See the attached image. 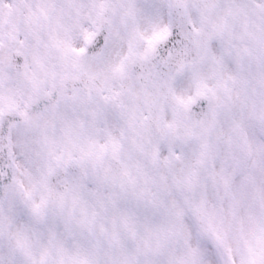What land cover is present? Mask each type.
Wrapping results in <instances>:
<instances>
[{
  "label": "snow or ice",
  "instance_id": "snow-or-ice-1",
  "mask_svg": "<svg viewBox=\"0 0 264 264\" xmlns=\"http://www.w3.org/2000/svg\"><path fill=\"white\" fill-rule=\"evenodd\" d=\"M0 264H264V0H0Z\"/></svg>",
  "mask_w": 264,
  "mask_h": 264
}]
</instances>
